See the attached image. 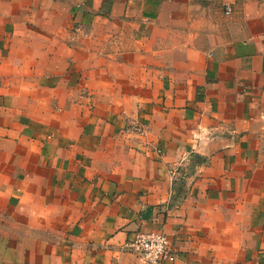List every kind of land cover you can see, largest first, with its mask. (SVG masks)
Here are the masks:
<instances>
[{
  "label": "crops",
  "instance_id": "1",
  "mask_svg": "<svg viewBox=\"0 0 264 264\" xmlns=\"http://www.w3.org/2000/svg\"><path fill=\"white\" fill-rule=\"evenodd\" d=\"M150 232L264 264V0H0V264Z\"/></svg>",
  "mask_w": 264,
  "mask_h": 264
},
{
  "label": "built area",
  "instance_id": "2",
  "mask_svg": "<svg viewBox=\"0 0 264 264\" xmlns=\"http://www.w3.org/2000/svg\"><path fill=\"white\" fill-rule=\"evenodd\" d=\"M224 13L229 14L226 7ZM130 248L139 264L173 263L176 254L172 250L169 238L162 232L141 233L126 245Z\"/></svg>",
  "mask_w": 264,
  "mask_h": 264
},
{
  "label": "rangeland",
  "instance_id": "3",
  "mask_svg": "<svg viewBox=\"0 0 264 264\" xmlns=\"http://www.w3.org/2000/svg\"><path fill=\"white\" fill-rule=\"evenodd\" d=\"M225 8H226V7H224V11H225Z\"/></svg>",
  "mask_w": 264,
  "mask_h": 264
}]
</instances>
